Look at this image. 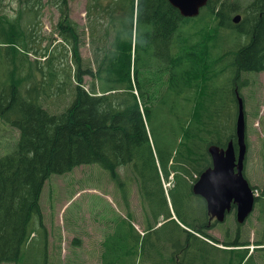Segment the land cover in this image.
<instances>
[{
    "label": "trees",
    "instance_id": "trees-1",
    "mask_svg": "<svg viewBox=\"0 0 264 264\" xmlns=\"http://www.w3.org/2000/svg\"><path fill=\"white\" fill-rule=\"evenodd\" d=\"M20 2L17 16L0 14V116L20 134L14 149L0 157V262L19 263L36 231L35 216L47 243L40 198L50 175L94 162L114 176L132 163L144 201L151 208L157 202L156 223L167 220L155 230L164 242L158 248L150 251V233L142 238L146 256L157 250L159 263L258 264L255 251L261 250L264 261V242H256L252 253L249 247L216 246L222 242L209 232L216 224L206 201L193 193L212 166L209 146L236 141V94L248 81L244 72L264 71V0H251L239 23L232 19L240 11L235 0H211L197 17L182 16L169 0H87L89 61L69 0L58 3L56 30L70 55L55 54L56 44L34 49L39 10L33 0ZM157 78L165 80L162 86ZM154 88L182 106L172 107V139L161 135L155 141L150 130ZM54 89L62 100L68 92L73 96L59 110L49 105ZM172 172L169 196L181 208L180 221L172 218L163 186ZM260 205L263 220V197ZM236 232L223 244L249 246L240 228ZM106 240L102 264L136 263L141 236L126 220Z\"/></svg>",
    "mask_w": 264,
    "mask_h": 264
},
{
    "label": "rangeland",
    "instance_id": "rangeland-1",
    "mask_svg": "<svg viewBox=\"0 0 264 264\" xmlns=\"http://www.w3.org/2000/svg\"><path fill=\"white\" fill-rule=\"evenodd\" d=\"M33 1L36 3L40 14L36 29L33 26L35 42L32 46L35 47L34 49H44L50 44H56L55 54L64 52L70 55V45L65 44L59 38V33L56 30L60 17L58 9L60 0ZM235 1L240 7V11H234L232 16L241 14L244 18L245 13L243 11L248 7L251 0ZM69 5L71 16L78 22L81 31L84 33L83 55L89 61V58L92 57V49L89 45V29L87 27V0H69ZM21 7L20 0H0V14L7 13L10 16H17ZM27 23L29 25V21ZM4 54L0 53V74L4 69L1 65L3 63L1 56ZM218 67H221V63ZM246 77L248 81L242 88L248 139L245 173L251 184L261 186L264 172V72H244L242 78L246 80ZM155 78L156 75L151 78L153 84ZM157 79L162 86L165 80ZM90 82L91 77L87 76L85 78L87 87ZM141 83H143L142 78ZM164 91H158L154 88L152 93V104L156 117L150 122V130L155 141L161 135L172 139L174 131V120L170 117L172 116V107H182L180 103L175 102L174 98L164 94ZM57 92V89L52 92L49 105L51 108L59 110L69 104L73 96L68 92L62 100L57 96ZM57 98L59 100L56 102ZM43 104L46 106L45 103ZM178 113L181 114L182 112ZM19 135L17 128L3 122L0 118V156L14 149ZM117 171L115 177L100 163L94 162L78 165L62 174H52L46 181L41 195L49 244L46 243L45 230L40 228L39 217L35 216V235L27 245L20 261L24 264H101L103 240L106 235L107 237L110 236L109 232L114 229L116 221L129 218L136 227L141 225L140 229L143 231L149 225L147 218L151 211L150 223L156 222L157 202L151 208L144 201L133 166L131 164L122 165L118 167ZM172 183L173 179L170 177L165 184L170 188ZM155 192L157 193V190ZM170 208L176 220L180 221L179 218L183 220L179 205L170 204ZM260 215L261 211L257 206L249 220L241 226V239L243 241L264 242V219L261 220ZM37 229L39 230L37 231ZM166 231L169 229H165L161 234L165 235ZM236 231L237 225L233 215L229 216L225 225L217 223L215 229L209 230L220 241L233 239ZM158 236L159 233L156 231L150 235L152 241L150 251L155 245L164 243ZM77 238L78 240L75 242L74 239ZM104 249L107 250V247ZM255 252L258 264H264V261L258 257L261 250ZM145 261L146 254H143V263ZM0 264L16 263L0 262Z\"/></svg>",
    "mask_w": 264,
    "mask_h": 264
},
{
    "label": "water",
    "instance_id": "water-1",
    "mask_svg": "<svg viewBox=\"0 0 264 264\" xmlns=\"http://www.w3.org/2000/svg\"><path fill=\"white\" fill-rule=\"evenodd\" d=\"M178 7L183 16H197L201 8L209 0H170ZM240 15L234 17L239 22ZM237 137L239 155L237 157L235 145L231 142L227 148L212 145L209 152L213 158V165L202 172L193 186L196 194L202 195L208 205L212 217L223 220L231 202L237 203V218L245 221L255 206V194L244 175V160L247 152L246 119L243 99L239 97V116L237 119ZM238 160V161H237Z\"/></svg>",
    "mask_w": 264,
    "mask_h": 264
}]
</instances>
